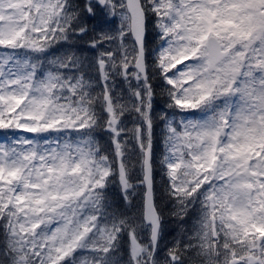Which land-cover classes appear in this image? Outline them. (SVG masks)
<instances>
[{
	"label": "snow or ice",
	"instance_id": "obj_1",
	"mask_svg": "<svg viewBox=\"0 0 264 264\" xmlns=\"http://www.w3.org/2000/svg\"><path fill=\"white\" fill-rule=\"evenodd\" d=\"M0 129V264H264V0H0Z\"/></svg>",
	"mask_w": 264,
	"mask_h": 264
},
{
	"label": "trees",
	"instance_id": "obj_2",
	"mask_svg": "<svg viewBox=\"0 0 264 264\" xmlns=\"http://www.w3.org/2000/svg\"><path fill=\"white\" fill-rule=\"evenodd\" d=\"M62 52H63V50H60L59 52H57V54H62ZM159 103H163V100L162 99H158V103L157 104H159ZM130 127H131V125H130ZM157 181L159 182V177H157ZM191 217L188 218V219L190 220ZM185 227L191 229V227H189V226L187 227L185 225ZM179 233H180V229H178L175 224H171L170 223L168 225V232H167V234L165 236L164 241L162 242V248L164 247V245L171 246L174 238L178 237ZM163 255H164V251H161L160 252V256L163 257Z\"/></svg>",
	"mask_w": 264,
	"mask_h": 264
},
{
	"label": "rangeland",
	"instance_id": "obj_3",
	"mask_svg": "<svg viewBox=\"0 0 264 264\" xmlns=\"http://www.w3.org/2000/svg\"><path fill=\"white\" fill-rule=\"evenodd\" d=\"M25 135H29L30 136L31 134H25ZM0 142H8L7 137H0Z\"/></svg>",
	"mask_w": 264,
	"mask_h": 264
}]
</instances>
